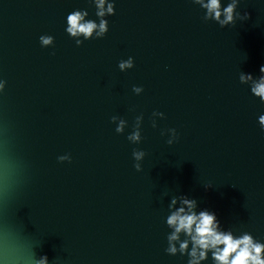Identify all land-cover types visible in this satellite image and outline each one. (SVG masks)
I'll list each match as a JSON object with an SVG mask.
<instances>
[{
    "label": "water",
    "instance_id": "water-1",
    "mask_svg": "<svg viewBox=\"0 0 264 264\" xmlns=\"http://www.w3.org/2000/svg\"><path fill=\"white\" fill-rule=\"evenodd\" d=\"M207 3L0 0V264H189L183 200L264 245V0Z\"/></svg>",
    "mask_w": 264,
    "mask_h": 264
},
{
    "label": "clouds",
    "instance_id": "clouds-1",
    "mask_svg": "<svg viewBox=\"0 0 264 264\" xmlns=\"http://www.w3.org/2000/svg\"><path fill=\"white\" fill-rule=\"evenodd\" d=\"M103 4L104 0H97L98 8H103ZM204 6L214 17L220 16L219 0H208ZM232 9L233 5H229L224 10L225 22L231 20ZM110 11L111 7H109ZM98 15H103V12H98ZM81 20L80 13L70 14L67 20L69 26L66 31L71 36L83 35L87 39L91 36L96 25L92 22L81 23ZM99 27L98 36L106 31L103 21ZM42 42L47 45L50 43V39H44ZM119 66L121 69L131 67V59L127 64L121 63ZM260 72L264 73V65L260 67ZM252 91L264 101V77ZM260 120L264 124V117H261ZM120 130V128L116 129L117 132ZM131 138L136 139L135 136ZM140 155L142 154H137L136 159H140ZM172 204H175V200L172 201ZM182 205V207L171 212L166 221L167 225L173 229L172 234L168 237L170 242L168 251L170 253L176 252V249L171 246V242L177 240L178 234L183 232L188 239L180 244L181 253L187 248L189 242L192 244L189 252V264H200V261L206 258L209 251L212 252L214 264H264V257L261 255L264 252V245L254 242L249 235L234 239L231 233L220 232L214 214L207 211L198 214L193 212L194 201L183 200Z\"/></svg>",
    "mask_w": 264,
    "mask_h": 264
}]
</instances>
